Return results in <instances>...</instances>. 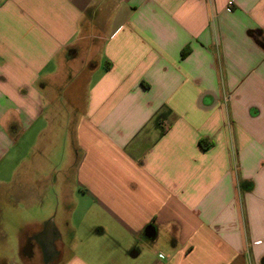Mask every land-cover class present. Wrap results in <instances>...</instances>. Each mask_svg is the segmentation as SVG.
<instances>
[{
	"label": "crops",
	"instance_id": "0c3cea01",
	"mask_svg": "<svg viewBox=\"0 0 264 264\" xmlns=\"http://www.w3.org/2000/svg\"><path fill=\"white\" fill-rule=\"evenodd\" d=\"M0 189V264H264V0H0Z\"/></svg>",
	"mask_w": 264,
	"mask_h": 264
},
{
	"label": "rangeland",
	"instance_id": "374dc122",
	"mask_svg": "<svg viewBox=\"0 0 264 264\" xmlns=\"http://www.w3.org/2000/svg\"><path fill=\"white\" fill-rule=\"evenodd\" d=\"M27 150V147H24L23 152L26 153ZM6 192L0 191L1 218L4 223V232L7 235V240L3 244L4 248L0 250V253L4 251L7 252V255H12L11 252L17 248L18 241L23 240L29 233L35 231L38 226L31 223L32 219L30 220L31 214L29 215V213H32L33 209L17 208L15 210V204ZM14 259L18 260L16 257Z\"/></svg>",
	"mask_w": 264,
	"mask_h": 264
},
{
	"label": "flooded vegetation",
	"instance_id": "af4514ba",
	"mask_svg": "<svg viewBox=\"0 0 264 264\" xmlns=\"http://www.w3.org/2000/svg\"><path fill=\"white\" fill-rule=\"evenodd\" d=\"M48 258H49V257H46V256H45V257L43 258V261L46 260V259H48ZM53 262H54L53 260H49V261L46 262V264H50V263L52 264Z\"/></svg>",
	"mask_w": 264,
	"mask_h": 264
},
{
	"label": "clouds",
	"instance_id": "9594fccd",
	"mask_svg": "<svg viewBox=\"0 0 264 264\" xmlns=\"http://www.w3.org/2000/svg\"><path fill=\"white\" fill-rule=\"evenodd\" d=\"M32 95H33V98H35V93H33ZM28 111L31 113L32 110L29 108Z\"/></svg>",
	"mask_w": 264,
	"mask_h": 264
},
{
	"label": "trees",
	"instance_id": "16d2710c",
	"mask_svg": "<svg viewBox=\"0 0 264 264\" xmlns=\"http://www.w3.org/2000/svg\"><path fill=\"white\" fill-rule=\"evenodd\" d=\"M183 53V52H182Z\"/></svg>",
	"mask_w": 264,
	"mask_h": 264
}]
</instances>
